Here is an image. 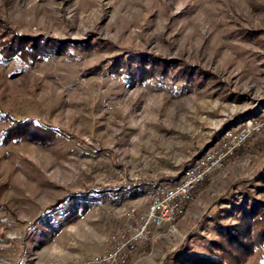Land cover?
I'll return each instance as SVG.
<instances>
[{"label":"rangeland","instance_id":"374dc122","mask_svg":"<svg viewBox=\"0 0 264 264\" xmlns=\"http://www.w3.org/2000/svg\"><path fill=\"white\" fill-rule=\"evenodd\" d=\"M14 34L51 51L0 55V264L102 252L153 187L225 129L264 117V0H0V47ZM14 119L27 134L8 136ZM250 203H264V126L126 264H197L214 251L264 264L224 236Z\"/></svg>","mask_w":264,"mask_h":264},{"label":"built area","instance_id":"2783aa9c","mask_svg":"<svg viewBox=\"0 0 264 264\" xmlns=\"http://www.w3.org/2000/svg\"><path fill=\"white\" fill-rule=\"evenodd\" d=\"M264 126V117L246 118L238 127L224 130L223 141L205 150L180 171L177 178L152 188L147 208L139 213L137 205L126 213L128 233L111 236V246L100 253L88 255L79 264H126L128 255L139 242L146 241L151 228L170 226L184 216L196 185L240 149L252 133Z\"/></svg>","mask_w":264,"mask_h":264},{"label":"trees","instance_id":"16d2710c","mask_svg":"<svg viewBox=\"0 0 264 264\" xmlns=\"http://www.w3.org/2000/svg\"><path fill=\"white\" fill-rule=\"evenodd\" d=\"M40 38V35L37 37H31L29 39L28 37H25L23 35L14 34L11 37L5 38L1 41L3 42V44H1L0 47V55L2 57H6L11 53H15L17 54V56L21 57V59H24L27 62H32L33 57L40 52L44 53V55L41 54L38 57L50 55L51 49H46V45H49L47 38H45L42 43L40 41ZM50 46H53V44H51ZM82 46L85 45L83 44ZM147 70L148 69L144 70L143 68H138L137 72L138 74H140L139 77L147 76L144 74L146 72H149ZM22 122L25 123L23 120L16 121L14 119L12 123L13 126L11 125V127H9V137H20L28 133V130L30 129H25L24 126L26 125H22ZM29 133H36V130L31 129ZM243 210L244 211L242 212L237 225L234 226L233 229L226 230V234L224 235L227 239L226 241L232 242L233 245L238 244L239 246L235 248V250L238 251L240 250V248L242 250L248 248L249 250H252L257 247L261 250V253L264 256V203H250L249 207L247 209L243 207ZM233 254L234 256L236 255L235 253ZM194 257V260L197 261V264H230V262L222 258V255L220 253L217 254L216 251H214V254H197L194 255Z\"/></svg>","mask_w":264,"mask_h":264}]
</instances>
